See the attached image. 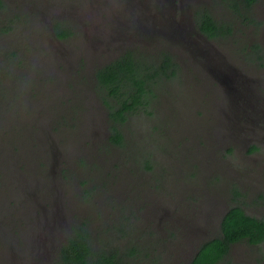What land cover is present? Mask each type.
<instances>
[{
  "label": "rangeland",
  "instance_id": "1",
  "mask_svg": "<svg viewBox=\"0 0 264 264\" xmlns=\"http://www.w3.org/2000/svg\"><path fill=\"white\" fill-rule=\"evenodd\" d=\"M214 1L181 0L186 17L187 6L192 5L193 18L206 6L218 18L236 22L230 36L205 46L177 23L173 0H107L111 20L100 13L99 0H0V264H50L51 258L41 263L39 253V245L48 246L52 235V220L43 213L53 198L66 201L67 188L78 209L61 214L65 231H84L94 253L115 244L124 252L135 246L139 253L127 256V264L159 258L171 264L177 257H167L171 247L193 242L192 233L185 237L182 229L195 225L197 213L204 220L208 205L234 203L236 185L245 192L247 212L264 213V198H257L264 196V143L251 133L240 141L221 133L219 101L211 96L219 84L233 82L227 75L214 84L218 63L200 61L198 55L223 51L227 66L251 59L264 70V0L246 12L255 20L249 24L235 21L226 0ZM58 22L71 29L66 39H58L52 29ZM128 48L154 55L169 50L180 69L161 80L149 105L128 115L123 141L115 144L107 131L106 95L94 72L105 62L99 57ZM187 49L204 68L183 58ZM142 202L174 210L165 223L179 215L185 225L181 218L174 225L147 220L153 211ZM54 212L58 218L60 212ZM217 215L209 211L206 220ZM123 224L135 228L129 239ZM245 251L247 262L256 264L264 258V243L248 249L239 243L225 260L241 262Z\"/></svg>",
  "mask_w": 264,
  "mask_h": 264
},
{
  "label": "trees",
  "instance_id": "2",
  "mask_svg": "<svg viewBox=\"0 0 264 264\" xmlns=\"http://www.w3.org/2000/svg\"><path fill=\"white\" fill-rule=\"evenodd\" d=\"M229 1L231 2L227 3L229 8L233 12H238L243 8L239 2L243 1L249 9L256 0ZM194 20L198 30L207 38L225 37L233 30L229 21L215 19L206 8H199ZM52 29L58 39H66L71 34V29L59 22L55 23ZM157 52L155 55L151 52L144 54L128 48L95 69L94 78L97 86L106 95L103 104L109 110L110 140L115 144H121L123 141L121 127L127 121L128 115L140 107L149 105L152 101L151 96H155L154 90L159 88L161 80L175 77L179 72L178 60L171 51L161 48ZM254 148L251 146L250 150L253 151ZM242 194L240 188L234 186L235 200L228 205L222 216L219 234L203 242L189 264H212L221 261L234 242L242 241L252 245L264 240V216L249 214L244 201L240 199ZM257 198L261 199L264 196L261 194ZM134 229L125 224L122 226L123 234L128 239ZM84 234H76L68 240L56 264H124L127 256L139 253L135 246L124 252L117 244L94 253L87 234ZM128 242L130 243V240ZM160 259L156 260L158 264H162Z\"/></svg>",
  "mask_w": 264,
  "mask_h": 264
},
{
  "label": "flooded vegetation",
  "instance_id": "3",
  "mask_svg": "<svg viewBox=\"0 0 264 264\" xmlns=\"http://www.w3.org/2000/svg\"><path fill=\"white\" fill-rule=\"evenodd\" d=\"M99 1L101 2V4L98 6V9L102 10V11H100V13H103V17L105 19L111 20L112 15H110L108 13V11L106 10V8H104L105 6L103 3L104 1H107V0H99ZM216 1H217V4H220L223 2V0H216ZM258 1L259 0L254 1L250 5L249 9H247V6H245L243 1L241 3L238 1L239 5L241 4V6H243V8L240 9L238 12H234L235 14H237V19L235 21H238L241 24L242 23H247V24L254 23L255 20L252 19L251 17H248L247 13H248V11H251V9L254 7L255 3H257ZM227 3H231V2L229 0H226L225 6H228ZM230 5H232V4H230ZM172 7H176V10H177L175 12L178 14V16H175L177 23L183 27L187 26V28H189V30H190V33H189L190 37L194 38L195 41H197V36H198L199 41L202 44H204L205 46H208L209 42L214 43V42H216V40L222 39V37L207 38L202 32H200L198 30L196 23H195V20H194L195 13L197 10L194 12V18H193V12L191 11L192 5L187 6V10H188L187 11L188 12L187 17L183 14V5L181 4V0H173ZM199 8H206L214 16L215 19H217L219 21L223 20L222 18H218V16L216 14H214L212 9H210L209 7L201 6ZM226 8L230 9L229 6ZM119 11H123L122 5H120ZM122 19L131 20L130 18H122ZM232 23H231V27L234 30V28H235L234 25L236 22L232 21ZM112 27H113V25H112ZM233 30H232V33H233ZM104 33H106V32H104ZM109 35H110V33L106 37H104V38L102 37L100 39H105V38L109 37ZM230 35H228V36H230ZM97 37H98V35H97ZM162 37L164 38V36H162ZM142 44H144V43L142 42ZM143 48H145V47H143ZM182 49H186V48L182 47ZM256 49H259V48L257 47V48H255V50ZM120 50H123V49L115 50L112 53V55L99 57V60L105 61V62L108 60H111L112 58L116 57L119 53H122L125 51L124 50L122 52H119ZM187 50L189 52H188L187 56H183V58L187 59L191 63L193 62L194 64L200 65L202 68H204L202 63L200 62L202 60L210 63L211 65H214L213 63H218V66L214 65V70H216V73L217 72L218 73L216 75H214V78L211 77L212 82L213 83L215 82L214 84L217 85V83H223V81H225V78H227V75H230V77H231V82H233V84L231 83V86L224 84L225 87H223L222 85L219 84V87L216 86L215 95L211 96L213 98L216 97L219 101L218 111H219L220 117H221L219 119L223 120V123H224V125H223L224 130L221 131V133H223V134L228 133L229 135H231L234 138L235 141H240L242 139V137L244 136V134L249 135L251 133V135H253L254 140H258L260 143H264V70H259L255 66H253V62L251 61V59H249V64H238L235 68L227 66L229 59L227 58V56H225L223 51L220 52V55L215 54L211 51H205L203 53L199 52L198 55L201 56V59L199 61L198 57L195 55V52H192L193 50H189V49H187ZM103 51H107V50H103ZM254 53H256V52H254ZM251 54H253V53H251ZM175 57H176V55H175ZM255 57H256V54H255ZM176 59H177V57H176ZM258 65L261 66L260 64H258ZM219 75H224L222 80L219 78ZM204 87L205 86H203V88L201 89V92H203V93H204ZM203 97L204 96L202 94V98ZM107 118L109 119L108 115H107ZM107 131L109 133V138H110L109 128H107ZM254 147H255L254 150H257L259 148L256 146H254ZM253 175L254 174H251L252 177H253ZM262 178L264 181V177H262ZM66 190H67L66 201L63 198H53L52 200L48 201V204L50 207L47 205V207H46L47 212L43 213L45 216L47 215L48 218L52 220L51 221L52 235L50 234L51 237L47 240L48 246L39 245L40 246L39 253H41L43 255L41 257L42 258L41 263H44L49 258H51L50 264H56L60 260L62 249L64 248V245L68 243V240L76 234H84V231L81 232V231L74 230L69 234L67 231H65V230H67L68 225L66 224V222H64L62 220L61 214L64 211H68L69 214L71 215L72 213H74V211H77L75 209V207L78 209V204L72 198L73 196H71L70 189L67 188ZM47 191H48V189H47ZM240 191L243 193L242 196L240 197V199H243L245 192H243L241 188H240ZM210 201H211V203H218L216 200L214 201L212 198L210 199ZM154 202L156 203L157 201H154ZM261 204L264 205V202H261ZM34 207H35V209H38L37 206H35V202H33V204H32V208H34ZM141 207H143V208L151 207L150 210L153 212L148 213L146 215H148L147 220L153 221L154 223L155 222L156 223L161 222V221H163V223H165V219L167 218V216L174 211L172 209H167L166 206H165V208L164 207L157 208L158 207L157 204H150V203H143L141 205ZM91 208L89 209V210H91L90 212L95 213L94 207H91ZM227 209H228V206L226 208H223V206H214V205L210 204L205 209V213H204L205 219L204 220L203 219L201 220V214L197 213L195 220H193L195 225L190 226L191 229L188 228V230H186L184 228L180 232V234H182L185 237H186L188 232L192 233V235L188 238L191 242L192 241L193 242L189 243L188 246L185 248L181 247L176 242L175 243L176 246L171 247V249L169 250V251H171V255H167V257L177 255L175 260L173 262H170V263L171 264H189L191 262L192 258L194 257V255L197 253L200 245L203 242H205V241H207V240H209V239H211V238H213L219 234L221 219H222L223 214L227 211ZM54 211L60 212V216L58 218L55 217ZM209 211L210 212L213 211L215 214H218L215 220H211V219L208 221L206 220V216L209 214ZM246 211H247V209H246ZM249 214H251V213H249ZM252 215H255L257 217H262V216H264V213L252 214ZM175 217L176 218L169 220L165 224L174 225V224H176V222H180V218H181L182 225H185V219H182V217H180L179 215H177ZM205 220H206V222H205ZM153 222H150V223H153ZM53 223H54V226L52 227ZM150 223H147V224H150ZM63 226H65L64 229H63ZM131 226L132 225L128 224V227H131ZM164 230H166L165 225L163 228V232H164ZM191 230H196V231L192 232ZM198 230L200 232H198ZM206 232H207V234H206ZM158 239H162L164 241L163 238H158ZM239 243H245V242L239 241V242L232 243L230 245V249H229L228 254ZM263 243H264V240L262 242H260L259 244H252V245L247 244V243H245V244H246V248L248 249L250 246H259ZM23 247L25 248L26 246H23ZM160 250H162V249H160ZM246 251L243 252V256L241 257V262L240 261L233 262V263L227 262L225 260V258L228 256V254H227L221 261H217V262H214L212 264H221L222 262H225L227 264H249L247 262L248 259L245 257ZM162 254H163V250H162ZM46 255H48L47 258H46ZM177 260H179V261H177ZM161 262H162V264H166L163 259H161ZM255 262H257L256 264H264V258L260 262L258 259H256ZM124 264H127V263L124 262ZM149 264H158V263L156 260H153V261H150Z\"/></svg>",
  "mask_w": 264,
  "mask_h": 264
},
{
  "label": "water",
  "instance_id": "4",
  "mask_svg": "<svg viewBox=\"0 0 264 264\" xmlns=\"http://www.w3.org/2000/svg\"><path fill=\"white\" fill-rule=\"evenodd\" d=\"M163 5H164V7L167 6L166 4H163ZM164 7H163V8H164ZM158 9L160 10L161 7H159ZM165 9H166V7H165ZM162 10H163V9H162ZM160 22H161V24H162L163 29L167 31V29L164 28V27H166V26L163 25L162 21H160ZM174 29H175V28H174ZM223 77H224V75H219V78H220L221 80L223 79ZM225 80H227V78H225Z\"/></svg>",
  "mask_w": 264,
  "mask_h": 264
}]
</instances>
